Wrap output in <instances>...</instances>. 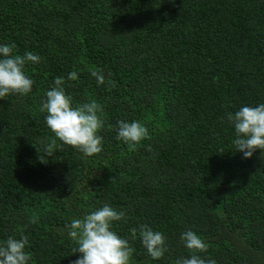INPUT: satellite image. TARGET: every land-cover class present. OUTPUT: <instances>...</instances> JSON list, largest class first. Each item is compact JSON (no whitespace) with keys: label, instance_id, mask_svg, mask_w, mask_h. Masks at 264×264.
<instances>
[{"label":"trees","instance_id":"1","mask_svg":"<svg viewBox=\"0 0 264 264\" xmlns=\"http://www.w3.org/2000/svg\"><path fill=\"white\" fill-rule=\"evenodd\" d=\"M3 44L40 60L25 67L32 91L0 100V244L23 234L28 264H71L81 254L61 229L108 204L125 213L112 230L135 249L130 264L190 257L187 230L205 260L264 264V153L243 158L226 115L264 104V0H0ZM57 77L74 107L102 106L99 154L47 127L40 107ZM120 120L150 138L130 151ZM142 225L166 238L161 259Z\"/></svg>","mask_w":264,"mask_h":264},{"label":"clouds","instance_id":"2","mask_svg":"<svg viewBox=\"0 0 264 264\" xmlns=\"http://www.w3.org/2000/svg\"><path fill=\"white\" fill-rule=\"evenodd\" d=\"M14 48V44L0 45V100L12 94L26 96L34 84L25 74V67L29 62L38 63L39 56L32 52L15 54ZM91 75L96 78L98 85L105 83L103 70H93ZM76 78V72L69 73L68 80ZM63 85L62 78H55L54 84L46 92V98L42 100L40 111L46 113L47 127L63 145L71 146L88 157L99 154L103 137L98 132L104 127V121L98 113H102V106L91 101L74 107L72 97L66 94ZM226 115L234 127L233 145L236 151L242 153L245 159L251 158L257 149L264 153V104L242 106L235 113L228 112ZM147 127L139 121L120 120L115 127L116 138L133 151L143 140L150 138ZM124 218L123 211L104 204L91 214L74 218L65 224L61 231L66 230L76 245L72 248V254H81L71 264H130L135 249L128 239L121 238L112 230L113 222ZM30 223H36L35 217L31 218ZM136 233L137 230L132 229L133 238ZM139 236L153 260L164 256L167 247L162 232L142 225ZM180 240L191 255L177 260L176 264H216L214 259L205 260L197 254L207 252V244L198 234L187 230L181 234ZM27 244L28 238L23 234L19 239L9 237L0 244V264H28L31 257L25 250Z\"/></svg>","mask_w":264,"mask_h":264}]
</instances>
